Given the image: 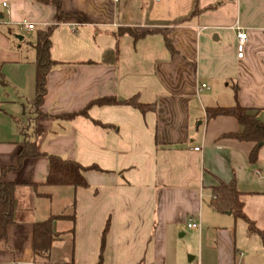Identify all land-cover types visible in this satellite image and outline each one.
<instances>
[{
    "label": "crops",
    "instance_id": "obj_1",
    "mask_svg": "<svg viewBox=\"0 0 264 264\" xmlns=\"http://www.w3.org/2000/svg\"><path fill=\"white\" fill-rule=\"evenodd\" d=\"M60 6L65 18L51 0H0V167L17 163L19 125L35 95L36 31L54 25L56 64L35 120L42 130L37 148L98 169L87 170L88 185L76 188L44 185V156L8 169L15 222L0 236V264H95L107 223L104 264H264V145L250 163L253 142L221 137L238 130L236 119L206 117V108L232 106L236 98L259 109L264 123V0H60ZM23 20L36 28L24 30ZM237 27L247 32L242 57ZM101 97L115 101L92 105L86 117L58 116ZM132 97L155 108L142 113L126 103ZM232 180L262 239L241 218L211 207L214 186ZM59 214H74L70 260L52 258L69 233L53 242L46 260L35 258L32 224ZM64 222L54 220L53 230L68 231Z\"/></svg>",
    "mask_w": 264,
    "mask_h": 264
},
{
    "label": "trees",
    "instance_id": "obj_2",
    "mask_svg": "<svg viewBox=\"0 0 264 264\" xmlns=\"http://www.w3.org/2000/svg\"><path fill=\"white\" fill-rule=\"evenodd\" d=\"M51 1L57 5L61 18H65L67 15L61 10L60 0ZM53 28L54 25H51L44 30L36 31V40L32 44L35 52V95L30 101V109L26 111L25 125H19V132L22 135V141L20 142L21 147L17 155V163L15 166L9 168H5L3 166L0 167V236L2 238L6 237V227L15 222L14 213L16 185L4 180V174L8 169H16L20 167L25 158L44 156L48 160L49 170L43 184L47 186H71L73 188L86 187L88 183L85 179L84 173L89 169H98L96 165L84 166L76 160L66 159L57 154L40 152L37 148V140L42 134V130L36 126L35 120L38 116L42 115L40 106L42 105L43 98L46 93V76L56 64L50 56V36ZM118 32L119 34L126 32L131 34L133 37H137L131 29H120ZM165 44L171 53L176 52L166 35ZM114 101L115 100L112 97L97 98L90 101L85 107L78 111L61 113L58 116L66 120L73 119L77 116L86 117L88 116V109L92 105L101 106L111 104ZM126 103L130 104L142 113L155 108L154 103H141L136 97L127 99ZM259 112V109L241 106L235 98V103L232 106H216L206 108V117L208 119L219 115L234 117L239 125L238 130L235 132L224 133L221 137L253 142V148L248 154L249 162L253 163L257 159L260 147L264 145V123L258 117ZM94 122L99 125H103L98 121ZM210 205L213 209L220 212L230 211L233 215L241 218L246 223L249 233L257 234L262 237V231L256 226L253 220L247 217L243 211V203L240 199V192L238 191L234 180L229 183L220 181L217 186H214ZM62 218H68L72 223L71 227L65 232L54 231V220ZM73 222L74 214L51 215L44 220L34 222L32 224V250L34 257L46 260L54 241L61 240L62 235L65 233L73 234ZM107 227L108 223L103 231L101 250L98 262L95 264H104L102 260V250ZM69 264L76 263L71 262Z\"/></svg>",
    "mask_w": 264,
    "mask_h": 264
},
{
    "label": "built area",
    "instance_id": "obj_3",
    "mask_svg": "<svg viewBox=\"0 0 264 264\" xmlns=\"http://www.w3.org/2000/svg\"><path fill=\"white\" fill-rule=\"evenodd\" d=\"M3 5H5V3H3ZM20 25L21 28H23L26 31H31L34 30L36 28V25L34 23L28 22L26 20L21 21L20 23H18ZM235 37H236V51H237V57H242L243 53H244V46L247 40V32L243 29H241L240 27L236 28V33H235ZM205 87V84H201L200 88ZM198 147H194V150H198ZM189 227H198L199 223H195V222H190L188 223Z\"/></svg>",
    "mask_w": 264,
    "mask_h": 264
},
{
    "label": "rangeland",
    "instance_id": "obj_4",
    "mask_svg": "<svg viewBox=\"0 0 264 264\" xmlns=\"http://www.w3.org/2000/svg\"><path fill=\"white\" fill-rule=\"evenodd\" d=\"M66 213H72V208L70 206V209L68 208L66 210ZM236 219H238L239 217H236L235 215H233ZM240 219V218H239ZM237 220L239 222H241L240 220ZM71 221L69 222H64V223H61L60 226L63 228V229H68L71 227ZM261 224L264 226V216L262 217L261 219ZM258 227V225H256ZM254 236L253 237H259L260 239L261 236L259 235H256V234H253ZM63 240L61 242H59V248L58 250H56V252L52 255V258H56L58 257L60 260H70V255H69V250L71 248V243H72V234L69 233L68 235H66L64 238H62Z\"/></svg>",
    "mask_w": 264,
    "mask_h": 264
},
{
    "label": "water",
    "instance_id": "obj_5",
    "mask_svg": "<svg viewBox=\"0 0 264 264\" xmlns=\"http://www.w3.org/2000/svg\"><path fill=\"white\" fill-rule=\"evenodd\" d=\"M18 38H19V39H21L22 37H21V36H19ZM120 99H121V98H120ZM121 100H122V99H121ZM227 213L229 214V213H230V211H227Z\"/></svg>",
    "mask_w": 264,
    "mask_h": 264
}]
</instances>
